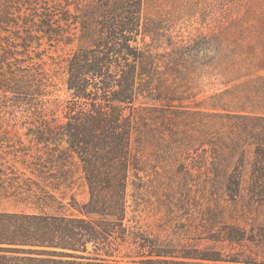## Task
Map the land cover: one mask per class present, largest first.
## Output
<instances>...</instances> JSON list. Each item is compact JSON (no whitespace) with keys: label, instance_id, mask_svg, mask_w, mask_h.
Masks as SVG:
<instances>
[{"label":"trees","instance_id":"obj_1","mask_svg":"<svg viewBox=\"0 0 264 264\" xmlns=\"http://www.w3.org/2000/svg\"><path fill=\"white\" fill-rule=\"evenodd\" d=\"M263 6L0 0V91L28 114L34 136L27 147L0 137V264H119L117 242L128 245V264L241 263L243 253L223 255L225 244L254 241L234 218L214 215L194 244H176L144 229L141 210L129 218L128 196L132 178L138 200L146 184L192 176L214 194L264 202ZM66 35L79 46L63 61L73 107L61 122L49 113L43 65L19 56ZM89 245L99 257L85 255Z\"/></svg>","mask_w":264,"mask_h":264},{"label":"rangeland","instance_id":"obj_2","mask_svg":"<svg viewBox=\"0 0 264 264\" xmlns=\"http://www.w3.org/2000/svg\"><path fill=\"white\" fill-rule=\"evenodd\" d=\"M186 23L194 25L189 32L199 26L195 24V20ZM252 24L254 27L259 28L262 22L256 17ZM22 35L24 36L25 34ZM38 36H42V34ZM67 36L69 35H66L63 41L60 42H49L45 38L40 41V47L37 41H33L27 55L19 56V59L27 60L28 58H33V61H31L33 64L43 65L52 85L47 90L50 94L45 98V100L50 101L48 105L49 113L55 111V117L61 122H66V115L70 108L73 107L72 96L66 86V74L64 73L66 64L63 61L69 58L70 54H74L79 46L78 40L67 44ZM19 51L22 52L23 49L20 48ZM30 64V62H27L23 66L27 67ZM4 95L0 91V137L7 133L8 138H11L13 143L22 142L26 147L30 146L34 136L29 134L31 127L27 123L29 122L28 114L23 112V108L13 107L14 101L9 100L12 98L11 94L8 95V98L4 97ZM211 95L212 90L200 95L190 105L194 106V104L204 103ZM206 104L209 107L210 103L206 102ZM204 106L205 104L202 106L203 111H211ZM41 147H44V145H41ZM18 168L21 172L24 171L21 165H18ZM174 171H178V167ZM191 173L194 176L197 174L195 170H192ZM146 181H148L147 178H145L144 182ZM132 182L133 178L129 187L128 217H132L133 210H141V225L154 236H159L163 240L170 237L175 240L176 244H194L193 239L199 237L197 229L203 230L202 223H206L202 221L214 215L223 214L225 220H229L230 217L234 218L236 221L229 222H236L245 228L254 241L245 242L241 246L235 247L225 244L223 255L243 253L240 257L241 263L222 261L216 264H264V202H255L248 196L232 198L214 194L209 188L204 190L203 178L198 179L192 176L185 181L180 179L164 180V185H159V182L146 184L140 191L139 199L136 200L134 197L136 190ZM82 191L83 188L79 189L78 200L86 202L88 195L82 194ZM213 229L215 231L220 230L221 224L216 223L213 225ZM214 245L210 241H203L200 248L203 249ZM115 248H117V251L113 253L111 259L118 260L119 264H128L129 258L126 256L130 251L128 245H120V242H117ZM215 248L222 250L223 244H216ZM88 251L85 255L92 258L97 257L99 254L93 251L92 245L88 246Z\"/></svg>","mask_w":264,"mask_h":264}]
</instances>
